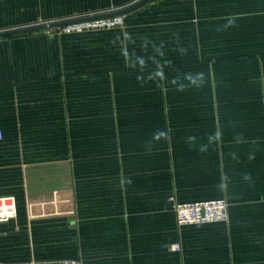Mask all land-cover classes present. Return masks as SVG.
<instances>
[{
	"label": "crops",
	"instance_id": "1",
	"mask_svg": "<svg viewBox=\"0 0 264 264\" xmlns=\"http://www.w3.org/2000/svg\"><path fill=\"white\" fill-rule=\"evenodd\" d=\"M136 1L0 0V32ZM97 36L0 39V264H264V0H154L102 62ZM215 199L227 222L178 226Z\"/></svg>",
	"mask_w": 264,
	"mask_h": 264
},
{
	"label": "built area",
	"instance_id": "2",
	"mask_svg": "<svg viewBox=\"0 0 264 264\" xmlns=\"http://www.w3.org/2000/svg\"><path fill=\"white\" fill-rule=\"evenodd\" d=\"M118 11V10H116ZM115 11L104 12L101 14H92L83 17H73L67 20L75 22L61 26L64 33H71L81 30L84 27L100 28L115 27L122 25L126 15H116L107 18H97L98 16L112 13ZM45 24V23H42ZM40 25V24H36ZM60 28V27H58ZM55 29V28H53ZM4 138V133L0 130V141ZM174 212L178 226L217 224L227 222L229 219V206L226 199H215L208 201L175 203ZM18 207L17 200L13 196L0 197V223L8 222L17 218ZM175 250H180L178 245H174ZM1 264H83L80 260L60 259L37 261L31 260L25 263H1Z\"/></svg>",
	"mask_w": 264,
	"mask_h": 264
},
{
	"label": "rangeland",
	"instance_id": "3",
	"mask_svg": "<svg viewBox=\"0 0 264 264\" xmlns=\"http://www.w3.org/2000/svg\"><path fill=\"white\" fill-rule=\"evenodd\" d=\"M125 7H121V9H123ZM229 8V7H228ZM233 7H231V11H229L228 13L230 14H233V10H232ZM119 9V8H118ZM116 7L113 8V9H109V10H106V11H90V12H82V13H79V14H75V15H71V16H67V17H64V18H61V19H56V20H42V19H39L37 21H34L33 23L31 24H28V25H25V26H22V27H27V26H32V25H36V24H42V23H51V22H55V21H62V20H67V19H70V18H73V17H83V16H89V15H92V14H101V13H104V12H109V11H114V10H118ZM119 9V10H121ZM214 9V8H213ZM210 9L211 11V15L213 14H217V11L214 9ZM127 16L128 14H126L125 16V19H124V23L122 25H119V26H115V27H98V28H90V27H84L82 28L81 30H78V31H74V32H71V33H64L63 31V28L60 27V28H55V29H48L50 31H53L56 35L58 36H61V35H67V36H86L90 33L92 34H95V35H98V42H99V49H98V54H99V62H102V61H105V58H104V53H103V50H104V39L101 38V34L104 33V32H107V31H113V30H122L125 28V23H126V19H127ZM209 24L210 25H217V18L216 17H212L210 20H209ZM8 30H12V29H8ZM227 200V199H226ZM228 202V201H227ZM229 206V204H228ZM35 215H30V217H33ZM74 214L68 210V207L66 208L65 210V213L63 212H56V213H51V214H44V215H37V217H47L48 219L50 220H53V219H67L66 221L69 222V220L71 219L73 221L74 219ZM64 233V231L62 232ZM67 234H69V236H71L72 234L71 233H68V232H65ZM55 237H58V236H54ZM57 239V238H56ZM83 264H85L83 261H82Z\"/></svg>",
	"mask_w": 264,
	"mask_h": 264
},
{
	"label": "water",
	"instance_id": "4",
	"mask_svg": "<svg viewBox=\"0 0 264 264\" xmlns=\"http://www.w3.org/2000/svg\"><path fill=\"white\" fill-rule=\"evenodd\" d=\"M154 0H138L135 3L128 5L127 7L112 12L108 14H104L101 16H98L97 18H107V17H113L116 15H126L130 12H133L137 10L140 7H143L144 5L151 3ZM75 22L74 20H62V21H55L51 23H45V24H40V25H32V26H27V27H21L17 29H12V30H4L0 32V39L1 38H7V37H12V36H17V35H22V34H27V33H32V32H38V31H43V30H48V29H53V28H58L61 26H65L67 24H71Z\"/></svg>",
	"mask_w": 264,
	"mask_h": 264
}]
</instances>
